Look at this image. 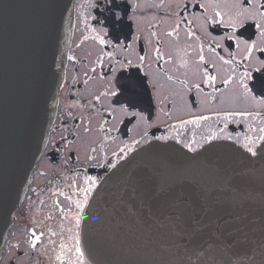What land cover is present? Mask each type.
Here are the masks:
<instances>
[{"label": "flooded vegetation", "instance_id": "af4514ba", "mask_svg": "<svg viewBox=\"0 0 264 264\" xmlns=\"http://www.w3.org/2000/svg\"><path fill=\"white\" fill-rule=\"evenodd\" d=\"M237 4L243 0H73L48 138L9 229L0 264H89L82 250V223L94 191L114 169L110 164L117 166L152 143H171L189 151L184 144L195 141L196 151L189 152H198L214 134L233 139L212 143L239 147L245 136L264 127L261 98L246 97L235 83L223 84L229 74L234 81L245 71L259 75L254 69L264 61L259 52L244 60L243 45L237 48L227 39L233 34L228 24ZM216 12L223 23L208 22ZM255 23L264 19L246 21L236 34L244 32L246 39L255 32L253 39L260 43L258 30L248 27ZM173 29L178 34L168 36ZM100 38L107 43L100 44ZM201 48L204 62L199 59ZM220 57L232 62L225 64ZM205 71L216 76L214 84L203 82ZM117 79L136 85L141 97L136 107L122 106L112 96L95 100ZM197 83L200 89L192 87ZM242 111L260 116L224 118ZM200 116L209 119L180 124ZM101 126L111 131L101 132ZM125 146L131 151L121 153ZM92 180L95 184H90ZM89 187L85 203L83 190ZM33 231L39 237L35 246Z\"/></svg>", "mask_w": 264, "mask_h": 264}, {"label": "water", "instance_id": "95a60500", "mask_svg": "<svg viewBox=\"0 0 264 264\" xmlns=\"http://www.w3.org/2000/svg\"><path fill=\"white\" fill-rule=\"evenodd\" d=\"M72 4L0 0V257L48 138ZM204 149L191 153L173 144H150L113 169L95 191L84 218L81 237L88 262L264 264V161L244 160L243 150L234 145L237 151ZM195 162L208 163L196 180L222 203L211 213L199 205L194 208L202 228L190 239L168 219L171 213L162 198L141 207L135 189L175 179V166ZM217 165L226 169V176L216 174ZM191 198L199 201L198 191ZM245 236L249 241L244 246H226Z\"/></svg>", "mask_w": 264, "mask_h": 264}, {"label": "snow or ice", "instance_id": "6c2138e0", "mask_svg": "<svg viewBox=\"0 0 264 264\" xmlns=\"http://www.w3.org/2000/svg\"><path fill=\"white\" fill-rule=\"evenodd\" d=\"M113 2V0H110ZM127 3V0H125ZM246 5V6H245ZM203 7V5H200ZM234 12L232 19H230L228 26L233 29V34L228 36L227 39L235 41L236 47L240 48L243 45V49L245 52L244 60H251L253 58L254 52H259L262 56H264V47H260L261 43H264V23H255L254 25H249V28H255L258 30V34L260 37V43L257 40L253 39V36L256 35L255 32L250 33L246 39H242L245 36L244 32H240L239 35L236 34L235 30L239 27H244L246 21L256 20L257 17L264 19V0H243V4L234 5ZM127 14V9H125V15ZM220 12H216L214 17L208 18L209 23H223L222 19H217L221 17ZM115 18L117 20L120 19L119 13L115 14ZM177 30L173 29V31L168 32V36L177 35ZM191 33H189V36ZM100 44H105L103 38L99 40ZM219 47V45H217ZM160 50L157 49V57L161 58L159 54ZM203 48H201V55L199 59L201 62H204L205 57L202 54ZM70 59H72L70 57ZM220 59L225 63H231V60H224L223 57ZM141 62H143L144 57H140ZM130 63V62H129ZM94 71V69H93ZM254 72L259 73V75L254 76L253 72L245 71L240 74L236 80L234 81L233 75L229 74L227 78L223 80V84L228 86L229 84L235 83L239 88L243 89L244 95L247 97L248 95H252L253 98H256L258 95L261 99L260 102L264 104V61L261 62L260 67L254 69ZM205 79L203 82L205 84L212 85L216 81V76L209 75L207 71L204 72ZM120 79H125L121 76ZM120 79H117L116 83L113 85L111 89L106 92H102L100 95L95 97L97 102L100 101L101 96H112L116 98V103L122 104V106L127 107H136L141 102V97L138 92L135 91L136 85L121 83ZM186 83V82H185ZM143 80L138 81V85L143 87ZM192 87L196 89H200V84H194ZM219 115V114H218ZM233 116H240L243 118L251 117L253 120L257 119L260 116V113H252L247 111L242 112H229L224 115L225 119H228ZM209 117L200 116L196 120H181V125H187L190 123H196L199 120H207ZM172 127H176L173 125ZM85 131H89V129H85ZM101 132H110L111 129H104L103 126L100 128ZM255 132L252 136H245L244 143L239 144L238 140H235L234 143L239 144V147L243 149V152L240 153L241 157L244 160L249 162H253L254 160L264 161V127H259L258 130H253ZM105 139H107V135H105ZM158 140H167L168 137H156ZM220 139H233L232 137H221L219 135H212L205 139V142L209 145L208 148H205V152H211L216 148L224 147L228 149H232V145H217L213 144L212 141L220 140ZM136 143H140V141H136ZM177 143H180L177 140ZM191 143L184 144V147L188 148L189 151H196L193 148ZM202 147V145H201ZM127 151H131V148L125 146V148H121L120 152L125 153ZM233 151H237V149H232ZM92 152H96L95 148L91 149ZM115 155V153H114ZM93 157H89L92 159ZM192 161H196L195 157L190 158ZM112 168H115V164L109 165ZM209 165L207 162H195L193 164L186 165H177L174 167L172 171V175L175 179H163L158 184L153 185L151 182H147L144 185H137L136 192L138 198L140 200L141 207H143L146 203L149 205L153 203H158L162 198L164 203L167 205L170 210V215L168 219L172 222L174 227L180 228L186 235L189 236L190 239L195 238L199 235L202 224L200 219L194 215V208L199 205L206 212L211 213L213 211V207L217 204L222 203L220 196H216L215 199L213 195L210 193L209 188L196 180V177L199 175L200 171L203 169H208ZM215 172L218 176H226V169L216 166ZM90 184H95V181H90ZM85 193V203L87 202V195L90 192V187L83 190ZM194 191H198L199 193V201L193 200L191 195ZM225 200L227 198H224ZM32 236L35 239L32 241V245L35 246L36 240L39 237L36 236L35 231L32 232ZM248 238L245 236L243 239L238 241H229L226 246L228 248L236 247V246H244L248 243ZM264 248V245H260ZM79 248H77V252H79ZM81 257L83 253H80ZM82 264V261H81Z\"/></svg>", "mask_w": 264, "mask_h": 264}]
</instances>
